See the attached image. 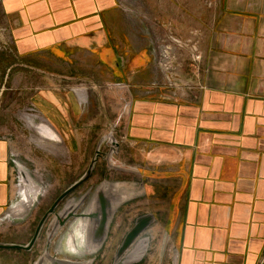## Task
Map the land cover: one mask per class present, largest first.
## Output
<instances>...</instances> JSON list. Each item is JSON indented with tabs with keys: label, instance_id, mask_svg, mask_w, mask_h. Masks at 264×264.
Wrapping results in <instances>:
<instances>
[{
	"label": "crops",
	"instance_id": "crops-1",
	"mask_svg": "<svg viewBox=\"0 0 264 264\" xmlns=\"http://www.w3.org/2000/svg\"><path fill=\"white\" fill-rule=\"evenodd\" d=\"M175 5L169 12L203 34L202 61L180 96L152 88L149 51L148 70L136 73L142 50L114 22L115 0H0V21L20 56L55 71L64 56L80 71L97 68L104 87L115 68L129 72L128 96L112 84L86 110L51 78L33 103L75 151L120 121L127 140L117 160L135 170L121 190L143 198L178 264H264V0ZM12 147L0 139V220L15 189Z\"/></svg>",
	"mask_w": 264,
	"mask_h": 264
},
{
	"label": "rangeland",
	"instance_id": "rangeland-1",
	"mask_svg": "<svg viewBox=\"0 0 264 264\" xmlns=\"http://www.w3.org/2000/svg\"><path fill=\"white\" fill-rule=\"evenodd\" d=\"M218 1L115 0L117 10L113 16L116 18L114 22H118L121 25L119 31H125L130 35L131 39L135 40L133 42L137 49L142 50L134 57L137 63L136 73L148 70V57L145 54L149 51L152 53V75L157 80H161L165 65V63L161 64L163 54L169 51L173 59L176 57L174 66H177L178 62L183 63L182 79L191 81L193 65L202 61V59L197 62L193 60L198 53L202 56L200 43L203 34L189 29L191 20L186 23L187 25L179 22L177 13H170L168 6H171L173 11H177L175 5L177 3L182 5L205 3L206 7L211 9L213 3ZM11 37H13L12 34L0 21V139L10 140L13 144L11 164L12 184L15 188L10 209L0 220V244L27 246L54 204L58 203L55 210L58 214L69 207L76 209L77 214L99 211L97 198L102 186L132 184L130 181L135 173L133 168L124 167L117 160L123 141L127 140L126 135L122 134V126L119 132L120 121L116 122L111 130L108 129L105 135L91 136L88 144L84 143L81 147L83 148L81 151L68 147L67 145L71 143L67 141L66 145L64 137H60L62 143L56 146L39 134V131L31 127L27 121L29 117H36V122L45 120L48 123L33 103L36 87L41 84L44 88L49 78L57 80L75 94L79 105L86 110L97 101L96 97L100 95V91L103 88H111L112 84L115 85L116 90H120L122 98L125 92L128 96L130 81L124 77L129 73L128 71L123 73L115 68L117 74L108 73V79L112 84L104 87L102 81L98 84L102 78L97 68H91L90 72H86L85 69L80 71V64L72 67L71 61L66 56V58L60 57L61 61L57 59L59 57H55L61 63L58 67L60 70L55 71L53 67L56 66L42 60L40 56L30 58L20 56L15 47V38ZM123 40L127 38L123 37ZM45 60L48 59L45 58ZM65 62H69L68 67L71 70L67 71ZM131 62L134 63V60ZM50 67H52L51 70L48 69ZM130 73L135 72L131 70ZM152 88L159 89V86L152 85ZM164 89L168 92H177V88ZM125 109L126 106H123L121 116L125 113ZM50 127L55 131L52 126ZM113 143L119 145L116 151H111ZM98 150L100 157L89 177L72 190L64 200L59 201L65 192L85 178L97 158ZM35 185L38 190L42 189L41 194L29 208L21 189L24 191L27 188L31 191ZM116 191L115 195L118 198L124 196L123 190L118 188ZM108 192L114 194L111 189ZM135 196L126 198L118 206L112 202L110 220L104 234L98 235L101 241L98 243L99 239L94 234L95 231L91 230L92 234H89V240L79 254L67 251L64 241V235L71 230L70 225L75 218L61 226L55 221L56 215L51 214L42 226L31 250L0 248V264H52L51 259L63 264L66 262H72V264H178V249L171 247L167 237L155 225L156 216L145 212L143 198H134ZM21 205L23 206L20 208ZM148 215L153 216L151 225L122 252L125 240L136 227L138 220ZM89 220H86L87 224H90ZM96 227L97 223L93 229ZM145 240H148L145 254L140 259L134 260L132 253Z\"/></svg>",
	"mask_w": 264,
	"mask_h": 264
},
{
	"label": "water",
	"instance_id": "water-1",
	"mask_svg": "<svg viewBox=\"0 0 264 264\" xmlns=\"http://www.w3.org/2000/svg\"><path fill=\"white\" fill-rule=\"evenodd\" d=\"M119 61H122V59L119 58ZM113 144L114 145H113L111 151H116L117 148H119V145H118V143H113ZM96 157L97 158L94 160V162L92 164V167H91L90 171H88V173L85 176V178L82 181H80L79 183H77L76 185H74L67 192H65L59 198V201L64 200L72 190H74L85 179H87L89 177V175H90V173L92 171V168L94 167L96 161L100 157V151L99 150L97 152V156ZM115 192H117V191H115ZM115 192H114V194L110 193V192H108L109 194H107L106 191L100 189L98 191V198H97L98 204H99V211H96V212H93V213H88V214L87 213L77 214L76 211H75L76 209L71 210L70 212L67 213V215L63 219L59 220V223H60L59 225H61V226L66 225L72 218H82L84 220L96 219V220H98V223H97V227L95 229V233L94 234L99 239L98 235L104 234L106 226H107V224H108V222L110 220V215H111L110 211L112 210V207H113L112 202H115L116 199H118L117 195H115ZM57 205H58V203L54 204V206L49 210V212L46 215V217L42 220V222H41V224H40V226H39V228H38V230L36 232L35 237L32 239V241L30 242L29 245L21 246V245H14V244H0V248L1 249H7V250H14V249H22V250H27V251L31 250L32 247L34 246L39 234H40L42 226L44 225V223L46 222L48 217L51 214L59 216L58 213H55ZM152 217L153 216L148 215V216H145V217H143V218L138 220V222L136 224V227L127 236V238L125 240V243L123 245L122 252L125 251L136 240V238L139 236L140 233H142L147 227H149L151 225V223L153 222ZM98 227H99V229H98ZM100 241L101 240L99 239L98 242H100Z\"/></svg>",
	"mask_w": 264,
	"mask_h": 264
},
{
	"label": "bare ground",
	"instance_id": "bare-ground-1",
	"mask_svg": "<svg viewBox=\"0 0 264 264\" xmlns=\"http://www.w3.org/2000/svg\"><path fill=\"white\" fill-rule=\"evenodd\" d=\"M36 119H37L36 117L35 118L34 117L27 118V121L30 123L31 127H33L36 130H38L39 131L38 133L41 134L44 138H46L49 141H51L52 144H55L57 146L58 144L62 143V139L60 138V136H58L56 134V132L50 127V125H48V123L45 120H40L39 123H38V122H36ZM37 124L38 125L40 124V126H37ZM35 186H37V185H35ZM118 186H123V184L109 185V186L103 185L101 190H104L107 193V191H110V189H111L112 192H114L115 187H118ZM107 188H110V189H107ZM34 189H35V187L31 191L28 190L27 188L24 191H23V189H21L24 192V195H23L24 198H26L25 199V201H26L25 203L27 204V207L29 206V208L32 207L33 202H35L36 199L40 196L41 190H42V189L38 190V188H37V190L34 191ZM121 198L122 197L116 199L115 203L118 202V201L122 202L123 199H121ZM20 208H18V210H20ZM18 210H17V212H18ZM71 210H73V208ZM64 216H65V214H64ZM75 219L77 221L78 218H75ZM91 221L92 220H89V222H91ZM147 248H148V240H145V241L141 242V244L132 253L131 256L134 257V260L140 259L145 254ZM51 261L53 262V264H63V263L55 262L54 259H51ZM66 264H71V263H67L66 262Z\"/></svg>",
	"mask_w": 264,
	"mask_h": 264
},
{
	"label": "flooded vegetation",
	"instance_id": "flooded-vegetation-1",
	"mask_svg": "<svg viewBox=\"0 0 264 264\" xmlns=\"http://www.w3.org/2000/svg\"><path fill=\"white\" fill-rule=\"evenodd\" d=\"M131 185L132 184H128L127 186H131ZM125 186L126 185L118 186L116 188L122 189ZM116 188L114 189L115 191L117 190ZM36 190H37V187L35 186L34 191H36ZM126 198H128L127 194H124V196L121 199L125 200ZM120 203L121 202L118 201L115 204L118 206ZM72 208L73 207H69L67 210H65L64 212L59 214V216H56L55 217L56 223L58 224L59 220L63 219L67 215V213L71 211ZM64 214H65V216H64ZM92 221L89 222L90 224H87L86 220H84L82 218H78L77 221L75 219V221H73L71 223V225H70L71 230L68 231L66 233V235H64L65 236V239H64L65 249L67 251L74 253V254H79L82 251L85 244H87V240H89L88 239L89 234H92V231H95V229H93L95 227V223H98V220H96V219H93ZM67 263L72 264V262H67ZM52 264H53V262H52Z\"/></svg>",
	"mask_w": 264,
	"mask_h": 264
},
{
	"label": "built area",
	"instance_id": "built-area-1",
	"mask_svg": "<svg viewBox=\"0 0 264 264\" xmlns=\"http://www.w3.org/2000/svg\"><path fill=\"white\" fill-rule=\"evenodd\" d=\"M196 52L197 50L195 51V53ZM163 56H164L162 61L163 63L161 64L163 65L165 63V65L163 66L162 69V77L161 80L155 79V81L153 82L154 87L159 86V88H163V89L166 88L167 90L171 88L172 89L177 88V92L174 93L172 91L169 92L173 96L183 95L184 93L187 92L186 90H189L188 85L184 83L185 81L181 77L183 74L182 73L183 63L180 64V62H178L177 66H174L173 62H175L176 57L173 59L169 51L165 52ZM201 59L202 56L200 55V53H198L196 54V58L193 61L197 62L200 61ZM176 78H178V80H176Z\"/></svg>",
	"mask_w": 264,
	"mask_h": 264
}]
</instances>
